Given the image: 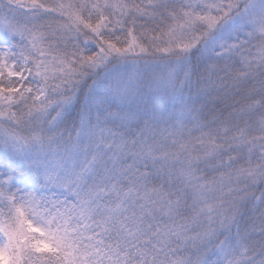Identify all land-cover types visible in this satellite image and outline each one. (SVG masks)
<instances>
[{
    "label": "snow or ice",
    "instance_id": "6c2138e0",
    "mask_svg": "<svg viewBox=\"0 0 264 264\" xmlns=\"http://www.w3.org/2000/svg\"><path fill=\"white\" fill-rule=\"evenodd\" d=\"M0 264H264V0H0Z\"/></svg>",
    "mask_w": 264,
    "mask_h": 264
}]
</instances>
